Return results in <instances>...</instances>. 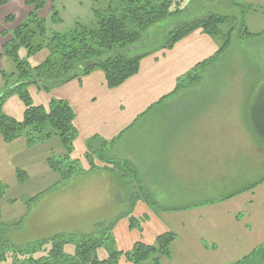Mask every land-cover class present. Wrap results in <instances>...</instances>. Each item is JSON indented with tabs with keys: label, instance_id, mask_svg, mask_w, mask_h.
<instances>
[{
	"label": "rangeland",
	"instance_id": "obj_1",
	"mask_svg": "<svg viewBox=\"0 0 264 264\" xmlns=\"http://www.w3.org/2000/svg\"><path fill=\"white\" fill-rule=\"evenodd\" d=\"M24 1L15 0L12 5L8 3L0 7V31H10L23 20L29 11L24 6ZM44 1L46 6L39 13V17L44 20L50 33H64L76 23L90 26L93 22L91 10L94 5L91 0ZM190 1L186 3L187 8L182 15L171 16V18L160 21L144 32L138 43L127 47L126 56L136 57L146 54L148 57L143 59L139 75L129 80L119 90L105 94L107 92L98 86L103 80L100 72L87 76L90 77L88 82L91 85L93 80V88H96L94 91L85 82L82 92H78L79 82L77 81L48 92L34 84L27 89L33 106L46 107L51 100L71 101L72 97L91 95L100 98L112 95L117 100L126 99L130 108L139 106L138 112H140L136 121L137 125L128 133L127 139L136 138L144 132L171 130L174 128L172 124L176 118V121H180V127L186 129L191 118L185 116L178 118L179 115L174 116L169 113L163 115L166 108H156L160 105L158 101L172 92L177 80L191 71L196 62L207 60L215 54L222 46L229 31L231 33L230 47L201 72V82L188 85L174 95L179 99L187 96L215 95L214 100L219 101L220 107L222 103L226 105L224 112L219 113L218 110L212 109L205 119L197 116L192 118L197 129L205 128L208 131L207 136L201 135L203 139H207L196 143L200 151L197 150L198 152L194 153L190 150L192 146L181 145V152L175 158L156 160L146 169V175L151 182L149 181L147 186L144 185L147 188L144 194H149L147 196L151 204L143 202L139 196L140 193L135 194L137 199H133L130 213H124L122 219L113 224L108 241L96 250L95 255L99 260L105 259L112 252L129 250L136 241L154 245L155 239L166 227L164 224L166 216L161 215L162 212L168 215L170 212L191 208V206L212 204L227 196L236 195L237 192L264 178V148L256 146L247 137L243 139V144L241 139L243 136L240 134L241 117L239 119L238 110L233 111V106L244 105V99L251 87H255L254 84L264 81V36L247 39L240 38L239 33L242 22L251 33L260 34L264 31V0ZM107 3L108 0H99V6H97L104 7ZM53 10L57 11L62 21L61 24L51 23ZM9 12L14 14L16 21L13 24L4 25L3 18ZM211 14L230 18L228 23L219 27L217 36L204 34L201 29H198L176 43L172 50L161 49L175 28ZM7 39L9 38L6 37L5 40ZM5 40L0 38V45ZM198 50L202 52L197 55L195 51ZM24 54L22 50L19 53L20 57ZM46 57L47 52L43 50L31 57L28 62L31 66H35L43 62ZM0 72H14L13 62L0 58ZM2 82L0 77V91ZM253 90L256 91L255 88ZM14 97L10 96L6 99L9 102L3 109L4 114L16 115L17 108L13 101L17 99ZM124 106L126 105L121 103L114 109L121 117H125ZM149 108H151V113H146ZM132 114L128 115L130 121L135 117ZM122 121L118 120L116 123L121 122L122 125ZM236 125L237 131H235ZM236 134L240 137L239 140H234ZM145 150H149L145 154L150 156L154 153L152 146L150 149L145 145L139 148L136 143H134L132 152L133 154L139 152L140 155ZM76 155H79L78 152L74 154ZM93 163L99 165L97 159ZM87 165L88 163L83 158L78 164L82 170L87 169ZM97 177L95 174L89 177L76 174L62 186L59 185L55 191L38 198L36 204L31 207L32 213L26 210L25 201H22L23 198H28V191L25 190L22 193V190L12 187L6 197L0 200V214L2 215L0 237L12 248H23L36 240L58 234H64L66 237H81L91 233L95 224L110 220L111 215L116 214V208L119 206L115 205L116 198L113 204L110 197L111 195L115 197V190L113 186L109 187V180L99 181ZM120 192L123 195V191ZM123 202L126 206L129 204L125 199ZM11 262L10 258L0 259V264H12Z\"/></svg>",
	"mask_w": 264,
	"mask_h": 264
},
{
	"label": "trees",
	"instance_id": "obj_2",
	"mask_svg": "<svg viewBox=\"0 0 264 264\" xmlns=\"http://www.w3.org/2000/svg\"><path fill=\"white\" fill-rule=\"evenodd\" d=\"M10 1L0 0V6ZM91 1L94 7L91 10L93 22L90 26L76 23L64 33H50L44 20L39 17L46 2L25 0L23 4L29 12L24 19L10 31H0V38L3 40L9 38L0 47V58L9 59L14 64V72H0L4 84L0 91V136L6 144L24 138L28 147L42 144L52 138L59 139L64 150L63 154L58 157L51 156L46 160L49 169L59 178L57 186L84 172L78 166L79 161L71 157L77 137L74 126L75 112L65 100H51L46 107L33 106L28 87L34 84L48 92L74 80L80 82L82 78L100 72L106 88L110 90L118 88L139 73L142 59L148 57L146 54L136 57L126 56L127 47L138 43L141 35L160 21L182 15L188 2V0H108L104 7H98L99 0ZM229 19V16L211 14L203 19L184 23L169 34L161 49L172 50L176 43L198 29L204 34L217 36L219 27L228 23ZM14 21L15 17L8 15L2 23L8 25ZM51 23L53 25L62 23L56 10L52 11ZM243 23L240 25V38L252 39L264 36V31L260 34L249 32ZM230 35L229 31L218 51L207 60L196 63L191 71L177 80L174 90L161 100L174 97L178 91L188 85L200 83L201 72L230 47ZM21 50L25 53L22 57L19 55ZM43 50L47 52L46 59L38 65L31 66L29 59ZM254 85L255 87L251 89L255 88L256 91L252 92L249 88L250 92L246 96L244 122L255 143L264 148V81ZM10 96H15L23 105V117L20 121L3 113V106ZM116 140L117 137L108 143L99 141L101 142L99 151L94 153L93 150L88 151L84 158L88 160L95 157L99 161V165L93 163V160L90 161L89 171L107 170L128 186L127 201L131 209L133 199L137 198L135 194L140 193L139 196L144 197V191L132 164L105 156L103 149L111 146ZM94 141H98V138L94 137L88 143V149H92ZM16 176L20 184L26 179L22 171H17ZM262 182L264 178L247 190ZM132 183L134 190L131 187ZM5 191L6 187L0 184V200L3 199ZM37 198L27 201V205L34 203ZM111 230L109 226L97 227L94 232L86 236H54L23 248H12L0 237V259L10 258L12 264H124L125 262L126 264L147 262L161 264L162 259L170 260V247L176 239V235L171 231L157 236L154 245L136 241L129 250L115 251L105 259L99 260L95 255L96 250L105 245ZM235 264H264V242Z\"/></svg>",
	"mask_w": 264,
	"mask_h": 264
},
{
	"label": "crops",
	"instance_id": "obj_3",
	"mask_svg": "<svg viewBox=\"0 0 264 264\" xmlns=\"http://www.w3.org/2000/svg\"><path fill=\"white\" fill-rule=\"evenodd\" d=\"M14 1L15 0H11L9 3L12 5ZM8 15L14 16L12 12L5 14V16ZM195 52L198 55L202 51L198 50ZM138 72L140 73V70ZM139 73L134 77L129 78L128 81L137 77ZM89 79L90 77H84L79 83L77 81L79 84L77 85L78 92H82V87L85 85V82L88 86L92 87V91L96 90V88H93V80L91 81V85L88 82ZM128 81L118 88L110 90L106 88L103 78L98 86L101 90L107 92L105 94H110L119 90L122 86L124 87ZM72 82L73 81L67 84H71ZM1 86L2 90L4 86L3 82ZM214 99L215 95L209 94V96H187L183 99L170 97L159 100L158 103L160 105L156 108L165 107L166 110L163 111V115L169 113L174 116L179 115L178 118L180 116H185L186 118L190 117L191 120L186 125L187 128H181L180 121H176V118L174 124H172L174 128L171 130L144 132L136 138L130 137L128 139V133H130L132 128L137 125L136 121L140 116V112H138L139 106H133L130 108L126 99L117 100V98L112 95H107L104 98H100L96 95L88 97H72L71 101L66 100L74 110L76 116L74 126L77 131V137L73 144L74 150L71 157L72 159H78V161L81 162L83 158L88 163L86 166L87 169L80 173V175L89 177L90 175L95 174L98 176L97 178L99 181L109 180V187L111 188L113 186L115 190V197L114 195H111L110 197L112 198L113 204L114 198H116L115 205H119L118 208H116V214H112L111 219L106 222L95 224L92 232H94L100 225H108L109 228H112L113 224H116L117 221L122 219L124 213H130L129 204L126 206L125 202H123L124 199L125 201L128 200L129 193L126 191L128 186L115 174L103 169L89 171L90 161L96 159L95 157H91L88 159L89 161L86 160L84 158L85 153L92 150L93 153L94 151H99V143H101L99 141H105L108 143L117 137L115 143L103 149L105 151V156L109 159L124 160L128 161L129 164H132L138 175L140 186L144 191L147 189L144 185L147 186L150 181L146 175V169L156 160L175 158V156L181 152V145L192 146L193 148L191 147L190 150L194 153L200 151V147L196 145V143L206 140L207 138L203 139L201 135L203 134L204 137L207 136L208 131L205 130V128L197 129L192 118L197 116L205 119V117H208V113L212 109L218 110L219 113L224 112L226 105L222 103L220 107L219 101H215ZM246 99L247 98L245 97L244 105L242 104L241 106L240 104L237 107L233 106V111L236 112V110H238L237 113H239V119L241 117L240 134L243 136V138L241 137L243 144V139L247 137L248 140H251V142L257 146L258 143H255L253 136L250 135L248 127L244 122L245 119L243 112L247 104ZM7 102L9 101L5 102L3 109L6 108L8 104ZM13 102L16 104L15 107L17 108L16 115L7 113L6 115L20 121L23 117V105L18 99ZM100 103L101 105H99ZM121 103L126 105L124 106L125 117H121L117 114L118 112L116 113L114 111V109ZM150 109L151 108H149L146 113H151ZM130 113L135 115L133 119L134 121L132 120L133 122L128 118ZM157 115H159V113H157ZM118 120H123V124L121 125V122L116 123ZM224 130L226 131V134H228L225 128ZM235 131H237V125L235 126ZM235 136L236 139L234 140H239L240 137L237 136V134ZM94 137H97L98 141L92 142L93 147L90 150L88 149V143L91 142ZM227 139H229V137ZM134 143L139 145V148L142 145H145L150 149L152 146L154 153L150 156L145 154L149 150H145L142 152L140 151V155L138 154L139 152L133 154L132 149ZM96 145L97 147H95ZM63 152V147L57 138H52L42 144L28 147L24 138H18L9 144H6L0 136V184H3L6 187L5 196L3 198L6 197L7 192H9L12 187L22 190V193L25 190L28 191V198H23L24 200L22 201H25L26 210L28 212L31 211L30 213H32L33 210L31 207L33 204H36L38 198L42 195L50 194L59 187L57 186L59 178L49 169L46 160L51 156H61ZM77 152L79 155L74 156ZM17 171H22L26 175V179L21 184L17 181ZM131 187L132 190L135 189L133 183L131 184ZM247 188L237 192L236 195L227 196L225 199L213 202L212 204L191 206V208L170 212L168 215H166V212H162L161 215L166 216L164 218V224L166 227L161 234L169 233L171 231L176 235V239L170 247V260L163 259L161 264H235L242 258L250 255L254 249L261 246L264 242V182L259 183V185L250 190H247ZM120 191H123V195H121ZM132 193H134V191ZM147 195L149 194L145 193L143 194L144 197H140L143 202L151 204ZM35 197H38L37 200L34 203L27 205V201ZM54 236L65 235L58 234ZM51 237H45L41 240H46ZM41 240H36L35 242Z\"/></svg>",
	"mask_w": 264,
	"mask_h": 264
}]
</instances>
